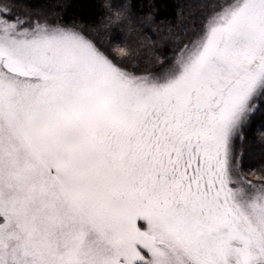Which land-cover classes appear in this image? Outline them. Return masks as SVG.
<instances>
[{
  "label": "snow or ice",
  "instance_id": "snow-or-ice-1",
  "mask_svg": "<svg viewBox=\"0 0 264 264\" xmlns=\"http://www.w3.org/2000/svg\"><path fill=\"white\" fill-rule=\"evenodd\" d=\"M0 264H264V0H0Z\"/></svg>",
  "mask_w": 264,
  "mask_h": 264
},
{
  "label": "trees",
  "instance_id": "trees-1",
  "mask_svg": "<svg viewBox=\"0 0 264 264\" xmlns=\"http://www.w3.org/2000/svg\"><path fill=\"white\" fill-rule=\"evenodd\" d=\"M80 3L86 5L87 0H80ZM79 11H80L81 13L86 12V11H87V7L85 6L84 8L79 9ZM114 51H115V49H114ZM252 176H253V178H255L256 180L258 179V177H257L256 175H252Z\"/></svg>",
  "mask_w": 264,
  "mask_h": 264
},
{
  "label": "rangeland",
  "instance_id": "rangeland-1",
  "mask_svg": "<svg viewBox=\"0 0 264 264\" xmlns=\"http://www.w3.org/2000/svg\"><path fill=\"white\" fill-rule=\"evenodd\" d=\"M248 179H249V180H252V181H256V179L253 178V176H252L251 174H249Z\"/></svg>",
  "mask_w": 264,
  "mask_h": 264
}]
</instances>
